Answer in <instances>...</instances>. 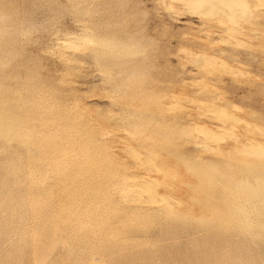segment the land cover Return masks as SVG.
<instances>
[{
    "label": "rangeland",
    "instance_id": "obj_1",
    "mask_svg": "<svg viewBox=\"0 0 264 264\" xmlns=\"http://www.w3.org/2000/svg\"><path fill=\"white\" fill-rule=\"evenodd\" d=\"M177 2L0 0V264H264V0Z\"/></svg>",
    "mask_w": 264,
    "mask_h": 264
},
{
    "label": "bare ground",
    "instance_id": "obj_2",
    "mask_svg": "<svg viewBox=\"0 0 264 264\" xmlns=\"http://www.w3.org/2000/svg\"><path fill=\"white\" fill-rule=\"evenodd\" d=\"M194 2L195 3L198 2V3L202 4L203 8L207 11V10H212L211 5H212L213 2H217V4H221V5L223 4L224 5V4H227L225 2H231V0H178L177 4L183 6L186 10H189L188 4L194 3ZM238 4L241 5V7L239 6L240 8H238V9L242 10V7H244V5L242 6V3L240 2V3L234 4V7L232 9L231 8L230 9L229 8L228 9L225 8L226 14L229 16L230 13L234 11L235 7Z\"/></svg>",
    "mask_w": 264,
    "mask_h": 264
}]
</instances>
